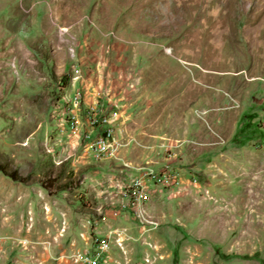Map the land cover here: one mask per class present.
<instances>
[{
	"label": "rangeland",
	"instance_id": "rangeland-1",
	"mask_svg": "<svg viewBox=\"0 0 264 264\" xmlns=\"http://www.w3.org/2000/svg\"><path fill=\"white\" fill-rule=\"evenodd\" d=\"M0 169V264H264V0H0Z\"/></svg>",
	"mask_w": 264,
	"mask_h": 264
},
{
	"label": "built area",
	"instance_id": "built-area-1",
	"mask_svg": "<svg viewBox=\"0 0 264 264\" xmlns=\"http://www.w3.org/2000/svg\"><path fill=\"white\" fill-rule=\"evenodd\" d=\"M80 98L78 96L73 97L70 101V110L66 114V122L68 129L72 134H79L81 141L86 147L88 154L95 161H101L103 159H109L116 154L118 147H120L121 134L123 131L118 126H114L116 113L112 115L114 118L106 116L105 112L99 110L98 104L88 106L84 115L80 119L73 113L78 108ZM111 111V110H110ZM163 153H169L170 147L160 145ZM136 173H145L147 177L155 179V182H164L168 185L174 183L173 178L169 177L166 172H161L157 175L148 172L147 170L140 171L136 169ZM192 182H195L192 180ZM126 210L128 213L139 222H147V218L144 216V207L149 203V195L146 190L141 187L140 183L134 182L130 187L127 197Z\"/></svg>",
	"mask_w": 264,
	"mask_h": 264
},
{
	"label": "trees",
	"instance_id": "trees-1",
	"mask_svg": "<svg viewBox=\"0 0 264 264\" xmlns=\"http://www.w3.org/2000/svg\"><path fill=\"white\" fill-rule=\"evenodd\" d=\"M0 172L3 173L4 171L2 169H0ZM4 177L8 178L10 181L12 182H17V183H23L25 181L24 178H21L20 176H18L17 174L11 172L8 175L3 174ZM49 179L44 180V182H40L39 185L40 187L47 192V194L49 196H53L55 193H59V192H64L67 191L69 189H73L76 187V185H67L65 183L62 184H56L54 185V187H51L48 183ZM173 264H174V260H173Z\"/></svg>",
	"mask_w": 264,
	"mask_h": 264
}]
</instances>
